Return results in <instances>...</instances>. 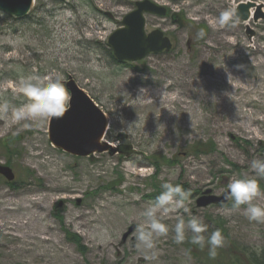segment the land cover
Returning <instances> with one entry per match:
<instances>
[{
    "label": "rangeland",
    "instance_id": "1",
    "mask_svg": "<svg viewBox=\"0 0 264 264\" xmlns=\"http://www.w3.org/2000/svg\"><path fill=\"white\" fill-rule=\"evenodd\" d=\"M38 1L17 22L0 14V84L31 74H56L64 85L72 79L105 114L103 142L117 151L78 158L52 145L50 118L27 127L0 122V166L15 175L13 182L0 175V213L7 214L0 264H264V222L246 219L244 206L231 201L195 205L205 189L222 195L231 179L255 175L252 160L264 159V19L254 20L256 9L249 21L235 14L241 2L264 13V0H149L169 14L145 15L146 31L165 32L174 48L134 63H118L107 40L144 0ZM225 9L233 21L221 27ZM244 88L253 93L244 97ZM209 142L214 152L192 154ZM165 182L188 186L189 213L208 225L206 237L221 231L215 258L190 242V232L181 244L171 232L157 238L154 258L136 248L140 213ZM259 183L264 192V178ZM25 201L34 207L37 238L9 224L31 219ZM254 202L264 206V195ZM189 213L177 214L187 220ZM177 214L164 222L174 225Z\"/></svg>",
    "mask_w": 264,
    "mask_h": 264
},
{
    "label": "clouds",
    "instance_id": "2",
    "mask_svg": "<svg viewBox=\"0 0 264 264\" xmlns=\"http://www.w3.org/2000/svg\"><path fill=\"white\" fill-rule=\"evenodd\" d=\"M232 9H225L218 17L221 27L233 21ZM205 33H197L198 39H202ZM63 78L56 74L38 75L31 74L20 77L17 81H6L0 84V122L6 127L35 122L48 118H60L70 107L71 95L62 82ZM10 92L13 103L5 99L3 92ZM145 89H139L138 100L142 98ZM215 98V96H213ZM250 167L255 175L242 178H233L227 185L226 198L230 200L234 208L244 206V213L250 221L264 222V206L255 203L264 192L259 183L264 178V159H253ZM162 191L150 201L140 216L143 222L139 223L135 232L136 248L145 253L146 259L155 257L156 239L173 233L175 243L181 244L188 239L187 233H191L190 242L203 249L208 247V255L215 258L217 249L222 247L224 237L220 230L212 231L207 237L208 225L198 217L189 213L187 201L190 194L179 184L165 182L161 185ZM180 210L189 213L185 220L178 215ZM171 214L175 216V224L169 226L164 220ZM258 254H259V250Z\"/></svg>",
    "mask_w": 264,
    "mask_h": 264
},
{
    "label": "water",
    "instance_id": "3",
    "mask_svg": "<svg viewBox=\"0 0 264 264\" xmlns=\"http://www.w3.org/2000/svg\"><path fill=\"white\" fill-rule=\"evenodd\" d=\"M35 2V0H0V12L16 20L24 19L31 13ZM134 8L123 18L122 27L108 37V46L114 59L118 63H134L143 61L149 55L172 52L173 44L161 30L148 34L145 29V15H156L163 18L167 15L168 9L149 0L136 2ZM252 9H256L255 21L264 19L261 6L249 2H241L238 5L235 10L237 19L249 21L252 18L250 12ZM108 16L111 15L108 14ZM175 16L174 21L177 20ZM65 87L71 95L70 107L62 117L50 118L48 134L52 145L78 158H90L102 153L114 155L116 148L102 142L108 127L103 111L86 96L81 88L76 86L72 79L65 84ZM117 138L122 140L124 136L119 135ZM0 175L9 182L14 181L13 171L6 166H0ZM226 192L222 195H215L212 189H205L195 199V205L200 210L216 205H227L230 200L226 198Z\"/></svg>",
    "mask_w": 264,
    "mask_h": 264
},
{
    "label": "bare ground",
    "instance_id": "4",
    "mask_svg": "<svg viewBox=\"0 0 264 264\" xmlns=\"http://www.w3.org/2000/svg\"><path fill=\"white\" fill-rule=\"evenodd\" d=\"M252 12H253V10H252ZM221 80H224V79H221ZM234 88L236 89V87H234ZM253 89L254 88H244V89H242V92H244V97L251 95L253 93L252 92ZM54 178L59 179L57 177V173H55ZM62 182L64 183V181H62ZM25 202H26V205H27V203H31L29 206L27 205V206L24 207L25 211H28V212H30L32 214L31 219H28L27 223H23V222H20V221H16V223H9V224L12 225V228L14 230H17V229L18 230L19 229H26L27 230V233L26 234L29 233V235H31L33 238H37L36 235H34L33 233H31V230H33V227L35 226V224H34L35 220L33 219L34 218V214H33L34 207L32 205V202H27V201H25ZM9 205H11V204H9ZM12 206H14V205H12ZM5 210L6 209L3 210V213H0V220H2V221L5 220V219H7V214H4ZM246 219H248V218H246ZM26 234H24V237L28 238L29 236H27Z\"/></svg>",
    "mask_w": 264,
    "mask_h": 264
},
{
    "label": "trees",
    "instance_id": "5",
    "mask_svg": "<svg viewBox=\"0 0 264 264\" xmlns=\"http://www.w3.org/2000/svg\"><path fill=\"white\" fill-rule=\"evenodd\" d=\"M36 3H39V1L38 0H36ZM36 10V8H34V11ZM0 14H2L3 16H4V18L5 19H3L4 21H7V20H12V21H15V22H17V21H19V20H22V19H19V20H16V19H14V18H11V17H9L8 15L6 16V15H4L3 13H0ZM192 154L195 156V157H199L200 155H203V154H206V153H212V152H214L215 151V149H214V145H213V143L212 142H209V143H207V144H202V145H196V146H194L192 149ZM157 168H158V166H157ZM179 185H181L184 189H185V191H187L189 194H190V192H189V190H188V186L186 185V184H179ZM159 193H157V195H158ZM189 198H191V195L189 196ZM71 233H69V236H70V238H69V240L70 241H74L75 243H77V241L75 240V237L76 236H72V234L70 235Z\"/></svg>",
    "mask_w": 264,
    "mask_h": 264
},
{
    "label": "flooded vegetation",
    "instance_id": "6",
    "mask_svg": "<svg viewBox=\"0 0 264 264\" xmlns=\"http://www.w3.org/2000/svg\"><path fill=\"white\" fill-rule=\"evenodd\" d=\"M165 36H166V34H165ZM169 39H170V38H169ZM171 42H172V40H171ZM172 43H173V42H172ZM170 53H171V52H170ZM165 54H169V53L166 52ZM163 55H164V54H163Z\"/></svg>",
    "mask_w": 264,
    "mask_h": 264
}]
</instances>
